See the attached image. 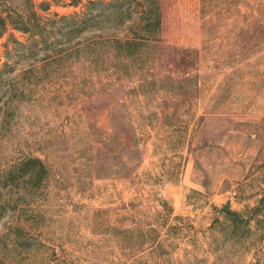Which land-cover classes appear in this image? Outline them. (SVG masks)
<instances>
[{
	"label": "rangeland",
	"instance_id": "1",
	"mask_svg": "<svg viewBox=\"0 0 264 264\" xmlns=\"http://www.w3.org/2000/svg\"><path fill=\"white\" fill-rule=\"evenodd\" d=\"M31 1L0 0V264H264V0Z\"/></svg>",
	"mask_w": 264,
	"mask_h": 264
},
{
	"label": "trees",
	"instance_id": "2",
	"mask_svg": "<svg viewBox=\"0 0 264 264\" xmlns=\"http://www.w3.org/2000/svg\"><path fill=\"white\" fill-rule=\"evenodd\" d=\"M90 1H91L90 3L94 4V3H96L99 0H97V1L96 0H90ZM134 1H136V3L142 4L141 1H138V0H134ZM204 1H205V4L204 5H207L208 4V0H204ZM31 3H32V5L38 6L39 8H41L43 10H49L51 8V5L52 4H57L58 5L60 2L58 0H41L38 4H35V2L32 0ZM79 3L80 2H73V3H70V5H73L75 7H78L80 5ZM144 18H146V17H144ZM12 23L13 22L10 19V17L4 15L3 11L0 9V37L6 32L8 26L10 24H12ZM16 27H18V26H16ZM20 29L26 31L27 28L20 27ZM262 200L264 201V197L262 198ZM229 213H231V214H233L235 216L238 215L237 212L230 211Z\"/></svg>",
	"mask_w": 264,
	"mask_h": 264
}]
</instances>
